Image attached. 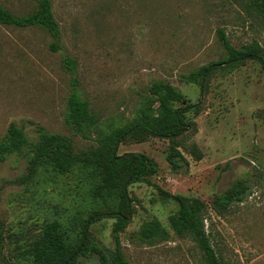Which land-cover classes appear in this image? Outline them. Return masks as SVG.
Here are the masks:
<instances>
[{
    "label": "rangeland",
    "instance_id": "1",
    "mask_svg": "<svg viewBox=\"0 0 264 264\" xmlns=\"http://www.w3.org/2000/svg\"><path fill=\"white\" fill-rule=\"evenodd\" d=\"M59 24V50L42 27L0 23V139L10 122L24 126L30 143L38 141L35 125L71 138L74 150L96 146L99 137L134 119L150 99L149 86L165 81L183 93L176 106L196 104L199 112L183 113L189 147L201 152L181 171L166 160L168 139L150 137L120 143L118 154L135 151L153 158L157 172L128 186L134 205L129 223L120 233L130 264H206L188 236L176 235L168 216L178 208L164 201L156 187L202 200L208 207L205 229L226 264H264V70L252 59L216 67L204 91L187 75L199 66L226 56L216 31L222 29L236 47L259 42L264 57V19L250 0H51ZM16 16L38 7L37 0H0ZM67 54L77 61L75 76L80 95L89 100L96 123L84 138L65 122L67 100L74 91L63 66ZM157 112V104H154ZM31 146L0 160V264L24 263L23 247L43 222L58 219L77 232L93 208H115L116 199H94L100 171L66 174L39 170L28 184L16 183L26 171ZM237 179L248 189L243 200L225 212L212 209L216 194ZM158 218L170 231L167 240L147 243L137 238L140 224ZM114 217L91 224L96 241L113 247ZM77 264H101L80 257Z\"/></svg>",
    "mask_w": 264,
    "mask_h": 264
},
{
    "label": "trees",
    "instance_id": "2",
    "mask_svg": "<svg viewBox=\"0 0 264 264\" xmlns=\"http://www.w3.org/2000/svg\"><path fill=\"white\" fill-rule=\"evenodd\" d=\"M38 7L26 16H16L0 6V23L14 26L36 25L44 28L52 38L50 47L59 50L61 39L59 24L52 12L51 0H37ZM264 19V0H250ZM217 37L226 50V56L218 61H211L191 71L188 80L197 83L204 91L205 80L210 71L224 65L233 66L244 63L248 59L256 60L264 70L263 48L257 41L241 48L234 47L227 39L222 29L216 31ZM63 66L70 73L74 91L67 100L65 122L70 130L84 138H90L89 133L96 123V117L89 110V100L80 95L77 89L78 80L75 76L77 61L65 54ZM152 95L138 108L133 120L112 128L109 132L96 137V146L75 151L71 138L66 135L49 132L46 128L35 125L38 135L36 143H30L24 132L23 125L10 122L6 134L0 139V160L7 155L22 151L31 146L32 154L28 159L26 171L14 182L28 184L39 173V170H52L55 173L66 174L72 171L94 169L100 171V181L92 189L94 199H116L115 208H93L81 221L77 232L65 226L58 219L42 223L39 231L23 247L21 254L24 263L20 264H77L80 257H96L101 264H130L122 250L120 233L129 223L133 212L132 198L128 186L133 182L146 181V176L157 172V163L153 158L143 153L130 151L117 153L120 143L128 138L136 142L145 141L150 137L168 139L166 160L173 171L183 172L188 166V159L183 151L190 153L196 160L201 158V152L193 143L189 147L186 138L188 128L194 130V121L185 122L183 113L199 112L200 106L185 104L183 93L165 81L153 82L149 86ZM154 104H157L155 112ZM161 199L174 201L178 208L168 216L169 228L178 236H188L197 245L206 264H226L222 255L213 245L209 233L205 229L208 218L207 205L196 197L178 193H170L156 187ZM248 186L244 179H237L222 193L213 198L212 209L217 213L227 211L234 202L243 200ZM107 217H114L111 237L113 247L100 245L94 238L90 226L92 223ZM169 229L158 218L143 221L138 230L137 238L143 242L154 243L157 240H167Z\"/></svg>",
    "mask_w": 264,
    "mask_h": 264
}]
</instances>
